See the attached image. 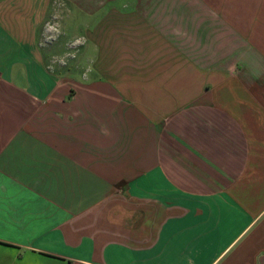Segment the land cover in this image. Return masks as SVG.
<instances>
[{
    "label": "crops",
    "instance_id": "0c3cea01",
    "mask_svg": "<svg viewBox=\"0 0 264 264\" xmlns=\"http://www.w3.org/2000/svg\"><path fill=\"white\" fill-rule=\"evenodd\" d=\"M0 264H264V0H0Z\"/></svg>",
    "mask_w": 264,
    "mask_h": 264
},
{
    "label": "rangeland",
    "instance_id": "374dc122",
    "mask_svg": "<svg viewBox=\"0 0 264 264\" xmlns=\"http://www.w3.org/2000/svg\"><path fill=\"white\" fill-rule=\"evenodd\" d=\"M56 35V33H54Z\"/></svg>",
    "mask_w": 264,
    "mask_h": 264
}]
</instances>
